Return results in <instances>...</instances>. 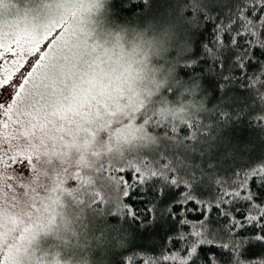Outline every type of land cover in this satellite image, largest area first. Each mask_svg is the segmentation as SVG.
Returning <instances> with one entry per match:
<instances>
[{
  "label": "snow or ice",
  "instance_id": "6c2138e0",
  "mask_svg": "<svg viewBox=\"0 0 264 264\" xmlns=\"http://www.w3.org/2000/svg\"><path fill=\"white\" fill-rule=\"evenodd\" d=\"M190 2H198L203 9L196 16L195 9L187 13L193 16L192 34L197 39L189 42V53H172L176 58L165 61L161 80L166 86L161 91V82L152 81L160 92L159 114L153 111L149 116L146 110L137 124L121 117H129L143 105L141 93L132 82L106 73L102 57L111 60L109 53L115 54L117 48L122 54V40L131 31L139 40L132 52L142 56L138 63L147 67L151 43L144 39L146 32L138 31L139 24L131 25L144 20L160 0H93L89 4V8L110 11L117 20L127 18L128 23L119 25L111 49L92 46L99 76L82 78L71 96L63 94V70L54 73L58 54L71 42L72 26H65V16L75 17L74 5H58L65 11L44 24L23 28L13 24L8 31H0V171L7 168L19 183L31 176L36 160L13 157L20 146L4 142L21 131L38 139L36 147L45 150L58 142L61 149L86 151L97 133L119 144L145 138L147 127L149 132L157 130L161 144H171L174 138L190 158L178 168L168 159H159L158 165L151 159L143 165L116 162L105 185L87 201H77L93 214L84 225L85 238L109 250L111 264H264V157L236 164L229 178L216 172L219 153L215 151L229 129L247 124L264 130V0H251L250 5L237 0H184ZM9 6L10 0H0V19ZM101 48L103 52L98 51ZM143 67L137 70V78H142ZM185 93L200 111L195 118L182 117L179 126L164 124L169 115L191 113L184 103L189 98ZM237 93L244 98L243 104L236 101ZM169 100L176 101L175 106H167ZM57 116L65 123L56 127L58 135L46 140L47 126ZM246 132L241 130L244 136ZM245 151L254 149L246 144ZM101 166L109 167L103 161ZM184 168L187 174L178 178ZM209 182L218 196L212 201L202 199L208 195L202 185ZM78 183L70 179L65 187L74 194ZM153 236L160 240L159 247L146 243ZM37 257L42 259V251Z\"/></svg>",
  "mask_w": 264,
  "mask_h": 264
},
{
  "label": "rangeland",
  "instance_id": "374dc122",
  "mask_svg": "<svg viewBox=\"0 0 264 264\" xmlns=\"http://www.w3.org/2000/svg\"><path fill=\"white\" fill-rule=\"evenodd\" d=\"M92 2L93 0H41L36 3L33 0H26L29 10L25 11L24 7L20 8V5L13 3L9 8L16 12L4 10V17L0 19V31H8L13 24L21 28L25 24L38 26L50 19L58 18L59 14L65 11L62 7L58 8V5L75 6L73 9L76 13L75 17L65 16V26L67 24L72 26L71 42L64 52L58 54L56 61L58 68L54 73L58 75L60 69L64 72L60 78L64 81L62 90L65 96H71L73 87L81 83L82 78L88 80L93 75L99 76V67L93 65L97 53L92 51V46L102 44L111 49L114 43L113 36L115 32L119 31H115L109 25L102 23L98 25V15L101 14L102 9L89 8V4ZM81 5L83 7H80ZM10 12L15 14L7 18ZM154 38L156 36H144L145 41L151 43L147 67L138 63L143 57L132 52L133 44H139V40L131 31L122 40V54L120 48H117L115 54L109 53L112 57L111 60L106 56L102 57L104 71L113 78L119 76L125 81L132 82L133 87L141 93V99L145 105L148 103V93L151 92L152 87L155 88L152 81L159 80L158 70L153 73L154 68L151 63L154 55H157L159 47ZM142 47L146 49L148 45L145 44ZM98 51L103 52V49H98ZM90 65L93 66L90 67ZM142 67V78H137L136 72ZM149 84L151 85L149 86ZM142 106L133 111L129 117H121V119L137 124L140 119L139 113L141 114L143 109ZM149 112L147 111V113ZM158 112L156 110L155 113L158 114ZM142 114L145 112L143 111ZM52 120L53 123L47 126L46 140L58 135L56 127L65 123L58 116L52 117ZM7 135L11 136V133ZM40 135L37 132V138ZM136 139L116 144L114 140L109 141L106 135L97 133L91 147L86 151L61 149L58 142L56 147L49 145L45 150L36 147L38 139L34 140L23 131L13 136L11 140L4 141L10 145L20 146L13 151V157L20 155L26 158L31 157L36 160V163L32 165L31 176L23 183H19L7 168L0 171V264H39L42 259L44 261L50 259L47 256V251L50 248L46 247V242L50 238L58 239L65 230L66 232L69 230L68 226L72 222L66 211L69 209L68 200H73L71 206L76 209L74 204L76 198L74 199L73 194L67 192L69 191L65 187L67 182L70 179H77L80 181L77 185L78 188L81 185L83 170L85 171L84 177L88 181L95 173L101 171V161H107L106 157L112 158L114 161L118 159V162H126L119 155ZM29 144L32 145L31 148L27 147ZM0 155H2V150H0ZM70 171L73 173L71 174ZM70 241L71 239H65L69 249H75L76 241L72 245ZM61 250L62 248L59 247L58 251ZM41 251L42 259L38 261L37 253ZM58 251L54 250L53 253L60 254Z\"/></svg>",
  "mask_w": 264,
  "mask_h": 264
},
{
  "label": "trees",
  "instance_id": "16d2710c",
  "mask_svg": "<svg viewBox=\"0 0 264 264\" xmlns=\"http://www.w3.org/2000/svg\"><path fill=\"white\" fill-rule=\"evenodd\" d=\"M33 1L39 3L41 0ZM239 3H247L250 5L251 0H237V4ZM12 4L13 3H11L10 0V5ZM16 4L20 5V8L24 7L25 11L30 9L26 6V0H22L21 3ZM193 9H195L193 16H196V12L203 10L198 2L185 4L184 0H160L158 6L150 13L146 14V18L144 20H135L132 22L131 26L139 24L140 27L138 28V31L146 32V36H156L154 39L155 42L159 44V47L157 55H154L151 63L153 64V68L158 70V81L162 84L161 91L162 88L166 86V84H164L161 80L163 71L166 68L165 61H168L169 58L172 60L176 58L171 55L172 53H176L177 56L189 53L191 51V43L189 42L194 43L197 39V36L192 34L195 29V23H192L193 16L187 15V13L189 11H193ZM4 10L15 11L11 8ZM12 15L14 14L10 12L7 15V18H10ZM98 19V25L101 23L103 25H109L114 28L115 31L120 30L119 25L128 23L127 18L124 20H117L110 11L105 10L101 11V14L98 15ZM197 22H199L202 27L203 22L198 21V17ZM149 25L151 26L149 27ZM244 27L248 31H253V29L248 25H245ZM255 71L256 70H253V72ZM150 85L151 84H149V86ZM151 92L152 95H148V97L146 96L148 98V103L146 105L143 104V109L141 114L139 113L138 117H140L142 112H145L146 110L150 111L147 113L149 116L154 110L155 112L156 110L160 111L161 104L157 100L160 92L156 91L155 88L153 89V87ZM185 95L189 98L188 100H185L184 103L190 106L191 113L185 110L184 112L177 113L176 116L169 115V117L164 118V124H168L169 126L177 124V126H179L177 121H179L182 117L191 115L195 118V114L200 111V107L194 102V98L189 93H185ZM251 95L253 94H248L249 97H251ZM235 99L240 104H243L244 102V98L240 97L238 93L235 95ZM175 103L176 101L169 100L167 102V106L173 107L175 106ZM242 129H247L246 136L241 134ZM144 130L146 134L145 138L141 139L137 137L135 141L127 146V149H125L124 152L120 153L119 156H122L121 159L126 161L125 166H127V161H138L140 165H143L150 159L153 161L154 165L159 164V159H168L169 162L174 164L177 168L180 167L181 164L187 165L189 163L190 158L188 154L182 147L179 146L174 138H172L173 143L171 144H161L159 137L156 135V129L149 132L148 128L145 127ZM262 137H264V130L260 128L254 129L248 127L247 124L241 125L235 129L227 130L223 135L222 142L219 143L215 149V151L219 153V156L217 157L218 167L216 172H218L221 177L228 176L230 178V170L235 167L236 164L243 166L244 163L252 162L258 157H264V139H262ZM246 144L253 148L254 151L250 153L246 152ZM165 152L167 153V156L163 155ZM228 152L234 154L231 159L226 155ZM146 153L147 155H145ZM241 157H244V159H241ZM106 160L107 161H103V164L109 165V167H102V169L105 168V170L101 169V171L95 173L88 181L84 177L85 171L83 170L81 185L77 189L73 190L74 199L76 198V200H74L76 209H73V206H71L73 200L67 199L69 209H66V211L69 220L70 218L72 219V222H70V225L68 226L69 232H66L65 230L64 233L56 240L51 238L48 239L46 247L50 249L47 251L48 255H46L49 256L50 259L47 261L42 259L39 264H59L61 262L69 264H111L109 250L96 247L95 245L89 243V240L85 238L84 225L90 221L93 214L89 211L87 205L82 207L77 203L79 200L87 201L100 186L105 185L108 181L112 166L118 162V159L114 161L112 158L106 157ZM225 161L228 162L226 163ZM159 167L162 170L163 166L160 165ZM70 172L71 174L73 173L72 171ZM186 174L187 169L184 168L177 174V176L178 178H181ZM212 175L214 178L215 173ZM202 187L204 191L208 192V195L206 197H202V199L212 201L214 198H218L216 188L212 186L210 182L202 185ZM67 192L70 193V191ZM101 195L103 194L101 193ZM189 211L192 215L197 214L196 212H192L191 209ZM65 239H71V245L76 241V248L69 249L70 247L66 244ZM146 243L149 246L159 247L160 240L153 236ZM59 247L62 248L60 252L58 251ZM54 250L58 251L60 254L57 253L56 255L53 253Z\"/></svg>",
  "mask_w": 264,
  "mask_h": 264
}]
</instances>
